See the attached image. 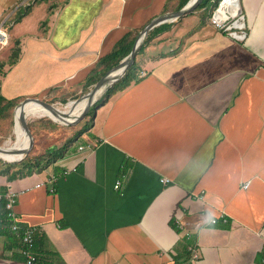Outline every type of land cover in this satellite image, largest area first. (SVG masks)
I'll use <instances>...</instances> for the list:
<instances>
[{
	"label": "crops",
	"instance_id": "1",
	"mask_svg": "<svg viewBox=\"0 0 264 264\" xmlns=\"http://www.w3.org/2000/svg\"><path fill=\"white\" fill-rule=\"evenodd\" d=\"M179 1L51 2L46 36L24 46L11 35L21 55L2 75V94H84L127 33ZM240 4L245 40L202 10L165 21L73 150L40 174L0 173V192H20L19 229L0 218V264H25L26 227L35 228L38 264H264V0ZM86 143L94 150L78 149Z\"/></svg>",
	"mask_w": 264,
	"mask_h": 264
},
{
	"label": "trees",
	"instance_id": "2",
	"mask_svg": "<svg viewBox=\"0 0 264 264\" xmlns=\"http://www.w3.org/2000/svg\"><path fill=\"white\" fill-rule=\"evenodd\" d=\"M171 0H169L170 3ZM190 0H180L177 5L174 6V9L180 10L182 9ZM220 0H202V2L199 4V6L196 8V10H202L204 12V17L207 18L210 17L212 10L218 5ZM19 9V8H18ZM168 10L171 9L170 5H167ZM165 9V10H166ZM24 12L21 11L16 17V20L18 21L22 16ZM167 23H162L160 25H156L149 33L147 34L143 45L141 46L140 50L143 49L146 42H148L151 34H154V32H158L161 26L165 25ZM139 34V30H134L127 35H125L124 38H122L115 46V48L106 56H104L101 61L104 63V70L100 71L98 74H105L109 68H112L113 66L119 64L131 51L134 41ZM10 48V47H9ZM6 51V50H5ZM21 55V48H20V42L17 40L14 42V46L10 48V51L7 55V58L5 60H0V75H4L6 71H3V68L5 65L13 66L16 64V62L19 60V57ZM136 61L133 62L131 67L126 71V73L123 75V77L112 84L101 96V98L98 99L90 108L87 115L80 120L79 122L83 123V126L78 128L76 131V136L71 137L73 132L71 134H68L64 141L60 144H51L49 145L43 152L37 153L36 148H33V150L25 155V157L16 162H7V164H4L3 167L0 168V173L7 174L10 179H13L18 176H26L30 175L34 172H42L44 171L49 165L57 161L58 159L64 157L69 150L74 149V143L83 135L84 132L88 131L90 129V126H88L87 122L92 121L94 118V113L99 105V103H102L108 99L115 90L118 88H123L126 86V84L129 81L130 73L132 72L133 68L135 67ZM98 71V69L96 70ZM99 80V78H91L89 79L88 83L86 84V91H88L91 84L96 83ZM1 84V81H0ZM83 93H77L74 98L78 99L81 97ZM69 94L63 97V101L66 103L69 100ZM27 95L22 96H16L13 98H8L5 95L0 92V145H2L4 139L11 135L14 128V122H15V108L16 106L25 98ZM43 99V98H42ZM33 102V101H30ZM30 102L26 103L29 104ZM51 103L52 101L49 100ZM39 103V102H36ZM41 104V103H39ZM80 114H72L70 116L62 117V118H53L56 121L65 120L68 121L70 119H73L76 116H79ZM79 122L75 125H68L67 127L69 129H75L79 127ZM28 125L33 133V135L38 136V134H41V129L44 124V122H28ZM48 126L53 128L61 127L56 122H52L51 120L48 121ZM39 130V131H38ZM70 133V132H69ZM37 139V138H36ZM29 143L26 144L25 147H27ZM13 159V160H17ZM8 160V161H13ZM7 210L5 208V200L0 199V218L4 217Z\"/></svg>",
	"mask_w": 264,
	"mask_h": 264
},
{
	"label": "rangeland",
	"instance_id": "3",
	"mask_svg": "<svg viewBox=\"0 0 264 264\" xmlns=\"http://www.w3.org/2000/svg\"><path fill=\"white\" fill-rule=\"evenodd\" d=\"M24 1H27L26 5L28 3H31V2L33 3L35 1V3L33 4V5H35V7H34L33 13L30 15L31 17H29L30 19H26L27 21H25V23H20L19 21L16 20V17L19 14V12H21L22 10L26 9V6L23 4ZM53 1H58V0H0V12L3 15L1 19H3V21L6 20L5 24H4V27H5V29L7 30L8 33L9 32L11 33V34H9L10 35V41H9L8 45L0 46V60H5L7 58V55L9 53V51H10V48L14 46L13 39H12L11 35H13L16 38L20 37L21 38V42H22V44L24 46L26 45V43L30 39H33V38L38 39V38H40L42 36L43 37L46 36L47 29H45V27H47V26H46V24H44L45 22L43 21V19L44 20L47 19L49 17V14L45 13L43 8H47V6H49V4L51 2H53ZM7 14H8V16L5 17ZM51 17L52 16H50V18ZM1 19H0V24L2 23ZM13 19L16 20L17 22H15ZM23 31L24 32L26 31L29 34H21ZM8 67H11V66H9L8 64L5 65L4 68H3V71H5ZM6 73H8V72H6ZM1 78L3 79L2 75H0V81H1ZM90 88H92V86H90L88 89H90ZM2 91L4 92V88H3L2 85H0V92H2ZM47 94L41 95V96H37L36 95V96H33V97H40V98H43L44 100H46L48 102L50 100V101H52L51 103H53V104H55V105H57V106H59V107H61L63 109H65V105H67L68 102H70L71 100H76V98H73L71 96L72 95L71 94L70 96H68L69 100L65 103L63 101V97L66 96V95L60 96V97L57 96L56 98L55 97L52 98L51 96H48ZM19 96H22V95H19ZM33 102H36V101H33ZM49 120H51L52 122L58 123V125L61 126V127H58V128L49 127L48 126V121ZM27 121L29 123L30 122H38V123H40V122L43 121L44 124H46L40 130L41 134H38V136H36L37 139L33 135L34 136V145H33L32 149L30 150V152L33 150V148H36L37 153L43 152L51 144H60V143H62L64 141V138L68 134H71V132H73L74 130L76 131L78 128L83 126V123L79 122V124H78L79 127H77V128L72 130V129H69L67 127L68 125H66L64 123H61L59 121H54L53 119H51V117H49L47 115L29 116L27 118ZM87 124H88V126L91 127L92 126V121L87 122ZM70 125H75V124H70ZM14 128H15V124H14ZM14 128H13V130H14ZM70 136L71 137L76 136V132L75 133L73 132L72 135H70ZM6 141L7 142L10 141L11 143H13L15 141V133H14V131L11 133V135L7 136L4 139L2 145L6 144L7 143ZM24 148H26V147H24ZM25 155L26 154H24L22 156V154L20 152L19 155L17 157H15V158H12V160L16 159V158L20 159L21 156H22V159H23L25 157ZM22 159H20V160H22ZM20 160L8 161V160H5V159L0 157V164L4 165V164H7V162H16V161H20ZM51 165H49V166H51ZM38 174H40V172ZM41 175H44V174H41Z\"/></svg>",
	"mask_w": 264,
	"mask_h": 264
},
{
	"label": "built area",
	"instance_id": "4",
	"mask_svg": "<svg viewBox=\"0 0 264 264\" xmlns=\"http://www.w3.org/2000/svg\"><path fill=\"white\" fill-rule=\"evenodd\" d=\"M27 1H24L23 4L26 5ZM210 22L219 30L227 33L234 39L237 40H245L247 37V24H246V16L242 10L240 0H220L218 5L212 10V13L209 17ZM5 21H2L0 24V46L8 45L10 41V35L4 27ZM95 148V145L92 143L79 144L78 149L80 151H88L91 152ZM22 159V156L21 158ZM17 159V160H20ZM15 161V160H13ZM169 178L163 177L162 182H169ZM44 185V182L37 183L34 187L38 188ZM121 185V180H117L115 187H119ZM250 185V181H246L242 187L248 188ZM26 191L29 188H24ZM19 191H16L13 188H8L5 192H0V199L5 200V208L7 210L6 216L9 221V224L13 230L19 229V219L17 212L15 211V204L17 202V198L19 196ZM223 220H226L225 214L221 215ZM212 223L217 222V218L211 219ZM22 246L21 252L26 257L25 264H38V254L34 251L35 247V228L26 227L22 231ZM191 248L192 259L198 258V253L194 248Z\"/></svg>",
	"mask_w": 264,
	"mask_h": 264
},
{
	"label": "water",
	"instance_id": "5",
	"mask_svg": "<svg viewBox=\"0 0 264 264\" xmlns=\"http://www.w3.org/2000/svg\"><path fill=\"white\" fill-rule=\"evenodd\" d=\"M201 2H202V0H191L182 9L174 11V12H167V13L162 14V15L154 18L153 20H151L139 33V35H138L137 39L135 40V43L131 49V52L119 64L113 66L110 70H108L94 84V86L92 88H90L81 97L74 100V101L79 102V101L83 100L84 98H88V102H87L84 110L81 112V114L79 116H77L74 120H71V121L61 120L60 122L66 124V125H70V124H76L80 120H82L85 117V115L89 112L91 106L98 99V98H95V94L97 93V91L104 86L105 87L104 92H105L108 89V87H110L115 81H117L121 76H123L126 73V71L131 67V65L135 61L136 53L138 52L140 46L142 45L146 35L148 34V32L153 27H155L156 25H158L162 22H165V21L170 20V19L178 18L179 16H182L184 14H187V13L195 10ZM116 70H119L120 72L118 74H116L115 76H110V74ZM31 100H34L36 102L43 104L45 107H47L49 110H51L54 114L65 115L68 113V112H65V110L62 111V110L58 109L55 106V104L50 103V102H48V101H46L40 97L27 96L16 106L15 117H16V112H17L18 107H24L25 104ZM21 117H22L21 120H22L23 127L25 128V130H26V132L30 138L29 145L26 148L19 151V152H21V154L23 156L24 154H27L28 152H30V150L32 149V147L34 145V136H33V133H32V131L28 125V121L26 119L25 114L22 113ZM51 119H53V118H51ZM54 121H56V120H54ZM4 149H6L5 144L0 145V151L4 150Z\"/></svg>",
	"mask_w": 264,
	"mask_h": 264
},
{
	"label": "bare ground",
	"instance_id": "6",
	"mask_svg": "<svg viewBox=\"0 0 264 264\" xmlns=\"http://www.w3.org/2000/svg\"><path fill=\"white\" fill-rule=\"evenodd\" d=\"M119 72H120L119 70L113 71L110 74V76H115ZM104 88L105 87L103 86L97 91V93L95 94V98H97L100 94L104 92ZM31 101H34V100H31ZM87 102H88V98H84L83 100L79 102L71 100L70 102L67 103V105H65V109L55 105L58 109L62 111L65 110V112H68L65 115L54 114L51 110H49L43 104H39L36 102H31L28 105H25L24 107H18L17 112H16V117H15V128L13 130L15 133V141L13 143H11L10 141L9 142L6 141L7 142L5 144L6 149L0 151V157L5 160H11L12 158L17 157L20 153L19 151L22 150L26 146L27 143H29V140H30L29 135L27 134L25 128L23 127L22 120H21L22 113L25 114L26 119L29 116H39V115H47L53 118H62V117L70 116L72 115V113L81 114ZM76 117L68 121L74 120Z\"/></svg>",
	"mask_w": 264,
	"mask_h": 264
}]
</instances>
